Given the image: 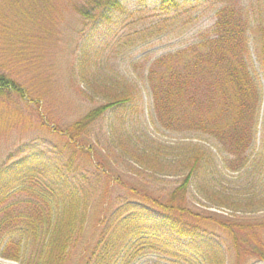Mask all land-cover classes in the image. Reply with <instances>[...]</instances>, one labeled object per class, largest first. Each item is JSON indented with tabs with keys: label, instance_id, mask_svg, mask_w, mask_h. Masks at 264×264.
I'll return each instance as SVG.
<instances>
[{
	"label": "trees",
	"instance_id": "16d2710c",
	"mask_svg": "<svg viewBox=\"0 0 264 264\" xmlns=\"http://www.w3.org/2000/svg\"><path fill=\"white\" fill-rule=\"evenodd\" d=\"M102 1L109 10V21L118 15H133L131 5H123L120 0ZM157 2L153 10L167 14L181 10L180 0ZM130 4L140 6L142 2ZM251 28L252 17L245 7L223 5L215 25L196 44L154 61L146 79L156 125L177 135L193 132L215 140L235 159L247 155L255 141L262 98L249 49ZM102 29L97 25L96 37L113 34L112 25ZM258 42L257 59L264 75V24ZM93 49L105 56L108 46ZM119 82L130 85L127 80ZM25 88L18 79L0 73V98L29 97ZM139 103L126 88L72 124L51 128L49 134L27 143L30 148L17 154L33 153L34 163L0 166L1 258L19 264H69L84 236L91 205L101 196L109 203L110 215L102 222L88 264H133L148 255L152 258L144 264H201V260L228 264L231 250L240 263L246 252L243 244L251 247L247 254L264 261V250H256L263 245L262 240H250L254 236L249 232L252 226L201 213L190 204V188L196 178L206 171L214 174L212 149L162 144L140 135L132 148L127 142L122 145L125 164L131 162L136 167L131 170L135 179L128 176L126 180L131 182H126L112 166L119 160L117 155L108 162L89 148L85 136L93 124L112 111L126 130L138 114ZM48 135H55L56 141H50ZM39 141L46 145L42 150H36ZM82 158H87L91 167ZM230 161L235 166V161ZM162 174L180 175L182 180L167 194L159 195L152 185L153 179ZM69 175L76 182L64 179ZM82 181L91 185L106 182L105 193ZM141 229L176 235L192 252L160 238L133 239Z\"/></svg>",
	"mask_w": 264,
	"mask_h": 264
},
{
	"label": "rangeland",
	"instance_id": "374dc122",
	"mask_svg": "<svg viewBox=\"0 0 264 264\" xmlns=\"http://www.w3.org/2000/svg\"><path fill=\"white\" fill-rule=\"evenodd\" d=\"M120 1L123 5H131L133 15L129 18L118 15L109 21L106 16L109 10L102 0H0V73L18 79L29 94L24 99L19 96L0 98V166L14 162L34 163L33 153L17 154L30 148L27 143L44 133L49 134L47 130L51 128L72 124L128 88L140 101L138 114L123 130L121 121L108 111L86 133L89 148L99 152L108 162L115 160L114 155H117L119 160L112 166L126 182H131L126 177H131V170L136 167L131 166V162L125 164L121 157L122 145L127 142L128 148H132V142L140 135L142 139L151 137L162 144L183 143L189 147L212 149L214 174L206 171L196 178L190 188V204L201 213H214L222 219L238 220L252 226L254 229L249 232L254 236L250 240L261 239L263 245L256 250L263 251L264 75L257 53L264 24V0H180V12L171 14L153 10L158 7L157 0H139L140 6L130 4L137 0ZM226 4L245 7L251 14L249 49L262 94L255 141L244 156L245 162H242L244 157L229 156L215 140L193 132L177 135L156 125L146 79L156 59L196 44L202 34L211 30L219 9ZM139 8L142 9L137 12ZM108 22L110 25L106 26ZM97 25L103 28L102 31L112 25L113 34L96 37ZM104 36L105 40H102ZM105 45L108 46L105 56L93 49ZM117 80H127L130 85ZM48 138L56 141L55 135H48ZM45 146L39 141L36 150ZM230 160L235 161V166ZM81 161L91 167L87 158ZM170 174L156 176L152 190L159 195L167 194L182 180L180 175ZM64 179L76 182L73 175ZM82 183L98 187L97 192L103 194L107 186L106 182ZM108 204L101 196L92 203L84 236L75 246L69 264H88L102 222L110 215ZM214 228L219 233V229ZM144 236L164 239L177 247L187 245L176 235L154 230L141 229L132 238ZM243 248L246 252L240 263L236 262L232 250L229 251L228 264H264L247 254L250 245L243 244ZM186 250L192 252L190 248L186 247ZM150 258V255L145 256L133 264H144ZM0 264L19 263L0 257ZM201 264H206L205 260H201Z\"/></svg>",
	"mask_w": 264,
	"mask_h": 264
}]
</instances>
